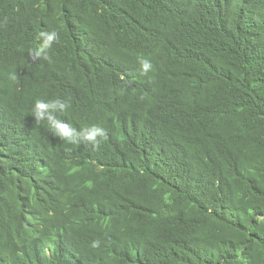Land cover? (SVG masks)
<instances>
[{"label": "trees", "instance_id": "obj_1", "mask_svg": "<svg viewBox=\"0 0 264 264\" xmlns=\"http://www.w3.org/2000/svg\"><path fill=\"white\" fill-rule=\"evenodd\" d=\"M0 264H264V0H0Z\"/></svg>", "mask_w": 264, "mask_h": 264}, {"label": "clouds", "instance_id": "obj_2", "mask_svg": "<svg viewBox=\"0 0 264 264\" xmlns=\"http://www.w3.org/2000/svg\"><path fill=\"white\" fill-rule=\"evenodd\" d=\"M38 39L41 41L42 46H38L34 50L33 55L36 57L44 56V58H47L46 49H49L52 46V44L58 39V35L56 32H41ZM151 67L152 65L149 61H141L142 73H147ZM66 107L67 105L59 99L51 101L38 99L34 103L32 115L36 122L47 121L49 128L54 134L68 143L78 144L82 139L83 141L92 143L94 147L98 146L99 141L97 140V137H104L106 135L105 130L97 125H92L77 131V129L72 127L69 123L57 119L55 115V113L59 111H64Z\"/></svg>", "mask_w": 264, "mask_h": 264}]
</instances>
